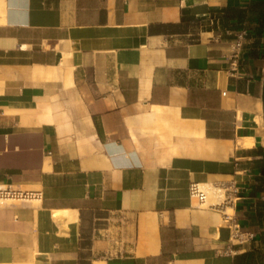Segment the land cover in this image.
<instances>
[{"label": "crops", "instance_id": "crops-1", "mask_svg": "<svg viewBox=\"0 0 264 264\" xmlns=\"http://www.w3.org/2000/svg\"><path fill=\"white\" fill-rule=\"evenodd\" d=\"M263 76L264 0H0V264H264Z\"/></svg>", "mask_w": 264, "mask_h": 264}, {"label": "built area", "instance_id": "built-area-1", "mask_svg": "<svg viewBox=\"0 0 264 264\" xmlns=\"http://www.w3.org/2000/svg\"><path fill=\"white\" fill-rule=\"evenodd\" d=\"M245 36V30L234 33L230 51V60L232 64H237L241 57ZM0 185L4 186L3 189L0 190L7 194H14V192L22 191V188L14 187L12 184ZM25 191H34L40 196L37 190L26 189ZM189 194L196 206L207 207L219 211L224 221L229 223L233 236L239 237L240 232L233 211L235 202L238 198V189L234 180L218 184L191 182L189 185Z\"/></svg>", "mask_w": 264, "mask_h": 264}, {"label": "bare ground", "instance_id": "bare-ground-1", "mask_svg": "<svg viewBox=\"0 0 264 264\" xmlns=\"http://www.w3.org/2000/svg\"><path fill=\"white\" fill-rule=\"evenodd\" d=\"M264 126V125H263ZM248 137V136H247ZM259 137V136H257ZM259 139V138H258ZM252 142V139H251ZM263 141H261L262 143ZM258 143V142H256ZM4 186L0 185V189H3ZM26 189H22L20 192H14V194H7L0 190V204L9 203V202H17V201H25V202H33L38 203L40 200V196L32 191H25ZM231 211V210H229ZM56 214L59 213V211L55 212Z\"/></svg>", "mask_w": 264, "mask_h": 264}, {"label": "water", "instance_id": "water-1", "mask_svg": "<svg viewBox=\"0 0 264 264\" xmlns=\"http://www.w3.org/2000/svg\"><path fill=\"white\" fill-rule=\"evenodd\" d=\"M263 103H264V76H263Z\"/></svg>", "mask_w": 264, "mask_h": 264}]
</instances>
